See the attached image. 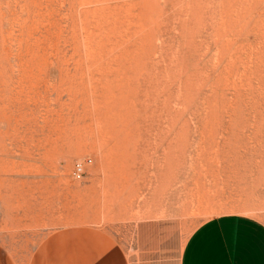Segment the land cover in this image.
Segmentation results:
<instances>
[{"label":"rangeland","instance_id":"1","mask_svg":"<svg viewBox=\"0 0 264 264\" xmlns=\"http://www.w3.org/2000/svg\"><path fill=\"white\" fill-rule=\"evenodd\" d=\"M234 212L264 221V0H0V240L152 219L180 250Z\"/></svg>","mask_w":264,"mask_h":264},{"label":"crops","instance_id":"2","mask_svg":"<svg viewBox=\"0 0 264 264\" xmlns=\"http://www.w3.org/2000/svg\"><path fill=\"white\" fill-rule=\"evenodd\" d=\"M73 218L0 240V264H264V221L248 213L205 220L180 250L172 244L175 231L157 229L152 219L141 220L123 241L113 230Z\"/></svg>","mask_w":264,"mask_h":264},{"label":"built area","instance_id":"3","mask_svg":"<svg viewBox=\"0 0 264 264\" xmlns=\"http://www.w3.org/2000/svg\"><path fill=\"white\" fill-rule=\"evenodd\" d=\"M85 171H86V162L81 159L76 160L73 169L74 175L76 177H81L84 175Z\"/></svg>","mask_w":264,"mask_h":264}]
</instances>
